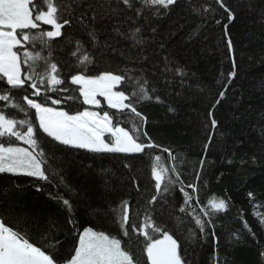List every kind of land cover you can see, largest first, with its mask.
<instances>
[{"label":"trees","instance_id":"obj_1","mask_svg":"<svg viewBox=\"0 0 264 264\" xmlns=\"http://www.w3.org/2000/svg\"><path fill=\"white\" fill-rule=\"evenodd\" d=\"M91 2L97 4L99 13H105V9L99 8L105 0ZM224 2L235 15L231 23L214 0H177V5L161 16L154 15L156 9L143 6L141 0H133L132 10L118 4V0H107L105 7L110 15L95 25L99 43L93 47L89 43L91 38L83 30L75 34L76 38L95 55L96 63L91 66L93 74L128 69L130 75H143L154 84L160 102L144 101L138 111L147 117L144 131L160 147L146 149L145 153L150 155L96 157L85 150L57 152L55 167L67 187L23 175L0 174V218L9 226L27 232L38 245L41 235L47 231V221H51L55 225L56 239L62 242L61 251L67 254L75 238L67 224V211L58 200L52 199L60 195L71 200L81 231L93 226L118 235L106 215L109 205L115 206L121 199L143 204L154 191L151 156L160 155L166 164H176L184 184L197 185L201 206L212 196L225 199L229 205L227 211L213 215L212 226L200 233L191 217L179 211L183 194L178 187L165 202L159 203L163 219L168 221L181 248L187 250L190 264H215L217 253L219 264H264L260 256L264 250V227L254 215L264 216V137L261 136L264 129V20L259 11L248 8L249 0ZM252 3L264 4V0H252ZM109 4L111 7H107ZM112 8L117 11L111 12ZM135 8L142 10L138 18ZM165 11L160 9L161 13ZM128 16L133 20H128ZM225 24H228L227 37ZM136 27L141 28L143 43L137 44L128 38ZM229 37L236 57L234 78L229 77L232 70V52L226 46ZM72 48L74 45L57 47L53 53L62 70L64 61L75 60L69 55ZM177 68L184 75H178ZM220 92H224V97L213 108ZM5 103L0 102V107ZM102 106L106 109V104ZM76 107H81L79 102ZM169 107L174 111H169ZM211 118L217 120L214 131L210 126ZM210 134L212 143L205 153L204 145ZM143 139L147 142V138ZM164 148L171 151L176 158L174 161ZM253 156L256 163L252 161ZM201 159H204L202 171ZM133 180L140 186V192L135 191ZM248 192L253 193L252 198L248 197ZM96 209L100 211L93 214ZM158 215L154 213V218ZM177 217L183 223H179ZM245 220L254 237L244 227ZM212 227L215 238L208 234ZM124 240L126 242L127 238ZM130 250L135 258L138 254L135 242Z\"/></svg>","mask_w":264,"mask_h":264},{"label":"snow or ice","instance_id":"obj_2","mask_svg":"<svg viewBox=\"0 0 264 264\" xmlns=\"http://www.w3.org/2000/svg\"><path fill=\"white\" fill-rule=\"evenodd\" d=\"M141 2L143 6L155 8L156 16L167 15L168 10L177 5V0ZM105 3L99 4V8L105 9L102 14L91 0H0V102H6L0 107V174L23 175L57 186L65 185L60 170L55 167L57 152L85 150L96 157L105 154L150 155L145 153L146 149L160 147L144 131L147 117L138 111L144 101L155 99L160 102L154 84L143 75H130L128 69L93 74L91 66L96 63L95 55L76 38L75 34L83 30L91 38L89 43L93 47L99 43L95 25L110 15ZM214 3L223 9L229 23L235 19L224 0H214ZM118 4L128 10L134 8L133 0H118ZM107 7H111L110 4ZM248 8L259 11L264 20V4L254 5L249 0ZM160 9L166 11L161 13ZM77 11L79 15H76ZM116 11V8L111 9L113 13ZM135 11L138 18L142 10L135 8ZM127 19L132 21L133 17ZM216 23L219 24L220 20ZM223 27L227 37L228 24ZM152 31L155 32V28ZM140 34L141 28L136 27L130 36L123 35L140 44L143 43ZM69 45H74L69 55L75 60L64 61L62 70L53 53L57 47L68 48ZM226 46L232 52L229 77L234 78L237 74L236 57L230 37ZM175 71L184 75L178 68ZM228 83H231L230 79ZM121 85L124 87L120 88ZM223 97L224 92H220L212 107L215 108ZM101 98L106 102L107 110L102 106ZM76 102L80 108L76 107ZM169 111L174 109L169 107ZM210 126L214 131L217 126L215 118L210 119ZM261 136L264 137V129ZM143 138H147V142ZM211 143L210 134L204 145L205 153ZM163 151L171 160L176 159L169 149ZM252 161L256 163L255 156ZM125 167L130 168V165L125 164ZM199 168L203 170L204 159L199 161ZM150 170L155 181L154 191L143 204L121 199L117 205H109L106 215L118 235L93 226L81 231L74 218L71 200L60 195L52 196L67 211V224L73 230L74 244L67 254L61 251L62 242L56 239L55 225L51 221H47V231L41 235L38 245L27 232L9 226L0 218V264H190L187 250L181 248L168 221L163 219L159 203L165 202L178 187L183 194L179 211L190 216L199 232L205 233L212 226L211 217L228 210V202L212 196L201 206L197 185L184 184L176 164H166L160 155L151 156ZM199 179L197 171L196 180ZM133 184L135 191L140 192L135 180ZM247 195L253 197L252 192ZM98 211L93 210V214ZM154 213L159 215L154 218ZM254 215L264 227V216ZM171 218L169 216V220ZM176 219L183 223L181 218ZM244 227L255 236L246 220ZM208 234L215 238L214 227ZM124 238H127L126 242ZM133 242L138 249L135 258L130 250ZM216 243H219L218 239ZM260 256L264 260V250ZM215 264H219L218 253Z\"/></svg>","mask_w":264,"mask_h":264},{"label":"rangeland","instance_id":"obj_3","mask_svg":"<svg viewBox=\"0 0 264 264\" xmlns=\"http://www.w3.org/2000/svg\"><path fill=\"white\" fill-rule=\"evenodd\" d=\"M101 102H102V105H103V104H106V102H105V101H103V99H102V98H101ZM87 107H88V106H87ZM20 146H25V145H23V144H22V142H20Z\"/></svg>","mask_w":264,"mask_h":264}]
</instances>
